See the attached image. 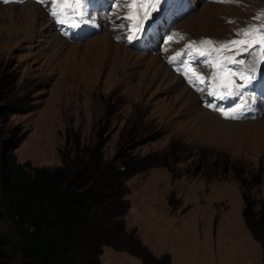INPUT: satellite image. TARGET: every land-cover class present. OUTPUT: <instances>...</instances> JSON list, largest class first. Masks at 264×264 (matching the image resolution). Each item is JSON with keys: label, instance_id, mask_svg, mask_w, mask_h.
<instances>
[{"label": "rangeland", "instance_id": "374dc122", "mask_svg": "<svg viewBox=\"0 0 264 264\" xmlns=\"http://www.w3.org/2000/svg\"><path fill=\"white\" fill-rule=\"evenodd\" d=\"M30 3L31 15L23 9ZM32 3L0 4V160L12 154L31 167H55L60 150L97 145L105 159L121 161L126 229L135 227L155 256L264 264L242 216V194L264 215V113L237 121L210 112L160 57L108 31L68 41ZM259 11L264 0L201 2L174 26L187 36L237 40L236 28ZM17 105L24 112L15 113ZM0 225L11 242L7 260L22 264L14 226ZM100 261L144 264L108 245Z\"/></svg>", "mask_w": 264, "mask_h": 264}, {"label": "trees", "instance_id": "16d2710c", "mask_svg": "<svg viewBox=\"0 0 264 264\" xmlns=\"http://www.w3.org/2000/svg\"><path fill=\"white\" fill-rule=\"evenodd\" d=\"M74 146L70 155L60 150L61 164L55 167H31L12 154L0 160V219L16 230L22 264H103L104 245L144 264H172L168 253L155 256L135 227L126 229L129 200L121 161L105 159L97 145ZM242 197L245 226L264 250V215ZM9 246L0 225V264H11Z\"/></svg>", "mask_w": 264, "mask_h": 264}, {"label": "snow or ice", "instance_id": "6c2138e0", "mask_svg": "<svg viewBox=\"0 0 264 264\" xmlns=\"http://www.w3.org/2000/svg\"><path fill=\"white\" fill-rule=\"evenodd\" d=\"M4 3H8L9 0H3ZM37 2L41 4H45V0H37ZM161 0H125V6L126 9H135L136 17L140 18V23L137 27V31H143V21H147L151 16L152 13L158 10V6L160 4ZM216 2L221 3H231L233 0H216ZM48 10L50 12V15L57 20L58 23H64L67 19H72L75 21V23L72 24L73 27H79L82 23H88L90 16L87 11V0H48ZM142 13V15H141ZM262 16H264V13H261ZM63 17V19H62ZM135 17L126 11V15L122 19H128L132 20ZM118 19H121L118 17ZM256 19H260V17H256ZM229 23H232V21H229ZM120 28L125 27V25L120 24L117 25ZM131 31V28L129 29ZM237 35L241 37L242 39L239 40H231L227 41L223 44H220L219 47L216 49L217 52H233L237 45H247L246 48L243 49V52H245L248 55H252V52L254 49L257 48L258 45H264V24L261 25H250L245 29H241L237 32ZM257 35L260 37L259 40L256 39ZM138 35H129L127 37L128 41L131 42L134 39H138ZM169 39H172V37H169ZM196 42H192L189 45H186V48H190L192 44H195ZM201 45H213L214 42L211 40H202L200 41ZM262 55H264V48L261 49ZM201 56H205V62L208 63L209 67H212V65L208 62V57L205 53L200 52L198 53ZM234 54L236 56H239L241 54L240 51H235ZM177 56H181L182 53L178 52L176 54ZM174 59V58H173ZM172 60H170V63ZM247 63L246 60L240 59L236 60L233 57L225 56L223 62L220 64V71L228 72L230 73L234 79L231 80L232 88L227 92L226 95H220L219 99H227L230 96H239L243 100V97L245 95V89L249 86L250 82L253 79L252 73H254V68H247L245 71L241 72H235L229 65L235 64V65H245ZM196 76L199 78L200 83H203L205 80H208L211 85H215L219 83V79L214 72L212 75L208 77H204L201 74L197 73ZM240 79V83L236 82V79ZM190 83H194L191 79L189 80ZM203 91L204 89H200ZM209 95H216L215 92L209 91ZM210 108H214L213 105L209 104L207 105ZM248 108V101H244L243 103H238L234 108L225 110L222 108H216V111L221 112L225 118L228 119H239L245 110ZM229 113H232L229 115Z\"/></svg>", "mask_w": 264, "mask_h": 264}, {"label": "bare ground", "instance_id": "6f19581e", "mask_svg": "<svg viewBox=\"0 0 264 264\" xmlns=\"http://www.w3.org/2000/svg\"><path fill=\"white\" fill-rule=\"evenodd\" d=\"M32 4H33V3H32ZM6 7H7V6H6ZM11 7H13V6H11ZM7 8H8V7H7ZM33 8L35 9V6H34V4L31 6V3H30V5H29V4H26V5L23 7V9L25 10V13L27 12L28 14H29L28 10L31 9V11H30V15L34 12V11H32Z\"/></svg>", "mask_w": 264, "mask_h": 264}, {"label": "crops", "instance_id": "0c3cea01", "mask_svg": "<svg viewBox=\"0 0 264 264\" xmlns=\"http://www.w3.org/2000/svg\"><path fill=\"white\" fill-rule=\"evenodd\" d=\"M244 225H245V223H244ZM246 227V226H245ZM249 232V231H248ZM259 244V243H258Z\"/></svg>", "mask_w": 264, "mask_h": 264}]
</instances>
